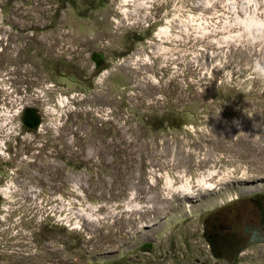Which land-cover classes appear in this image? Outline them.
<instances>
[{
	"label": "rangeland",
	"instance_id": "1",
	"mask_svg": "<svg viewBox=\"0 0 264 264\" xmlns=\"http://www.w3.org/2000/svg\"><path fill=\"white\" fill-rule=\"evenodd\" d=\"M0 186V264L189 256L205 210L264 191V0H0Z\"/></svg>",
	"mask_w": 264,
	"mask_h": 264
},
{
	"label": "flooded vegetation",
	"instance_id": "2",
	"mask_svg": "<svg viewBox=\"0 0 264 264\" xmlns=\"http://www.w3.org/2000/svg\"><path fill=\"white\" fill-rule=\"evenodd\" d=\"M1 190L3 189L0 186V197L6 198L7 195ZM197 214L199 216L200 213ZM195 220L199 224V218ZM148 227L149 225L146 226ZM200 236L203 242L193 240L189 256L183 254L180 249L171 253L166 247L157 248L153 241L129 243L127 248L129 256L133 260H139L131 261V264L177 263L174 258L168 261L169 255L179 258L177 254L182 257L180 260L182 264H232L236 257L250 246L264 243V191L236 195L218 206L205 210L201 217ZM56 260L55 256L52 257V261ZM0 261L2 262L1 259ZM69 263L71 260L63 257L55 264Z\"/></svg>",
	"mask_w": 264,
	"mask_h": 264
},
{
	"label": "water",
	"instance_id": "3",
	"mask_svg": "<svg viewBox=\"0 0 264 264\" xmlns=\"http://www.w3.org/2000/svg\"><path fill=\"white\" fill-rule=\"evenodd\" d=\"M91 58L95 64H98L99 61L102 60L103 55L100 52H94L92 53ZM21 122L29 129L36 128L40 124V116L38 115L37 110L34 107H25L22 112Z\"/></svg>",
	"mask_w": 264,
	"mask_h": 264
},
{
	"label": "bare ground",
	"instance_id": "4",
	"mask_svg": "<svg viewBox=\"0 0 264 264\" xmlns=\"http://www.w3.org/2000/svg\"><path fill=\"white\" fill-rule=\"evenodd\" d=\"M204 180V178H201L199 180V182H202ZM133 182V181H132ZM205 183V182H204ZM130 184V183H129ZM167 185H170V182H169V179L167 180ZM134 186V185H133ZM134 188V187H133ZM178 189H181L183 191V195L185 196H190L191 193H192V190H191V187L188 185V184H184V185H181L179 186ZM210 189V188H209ZM193 195V194H192ZM154 199V198H153ZM78 223V222H77Z\"/></svg>",
	"mask_w": 264,
	"mask_h": 264
}]
</instances>
